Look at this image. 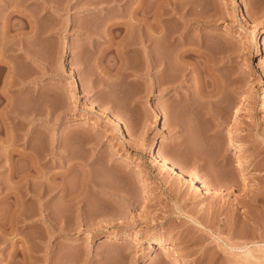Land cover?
Segmentation results:
<instances>
[{"label": "rangeland", "instance_id": "1", "mask_svg": "<svg viewBox=\"0 0 264 264\" xmlns=\"http://www.w3.org/2000/svg\"><path fill=\"white\" fill-rule=\"evenodd\" d=\"M140 1L0 4V46L27 16L1 55L0 264H264V0ZM135 6L162 70L124 44Z\"/></svg>", "mask_w": 264, "mask_h": 264}, {"label": "bare ground", "instance_id": "2", "mask_svg": "<svg viewBox=\"0 0 264 264\" xmlns=\"http://www.w3.org/2000/svg\"><path fill=\"white\" fill-rule=\"evenodd\" d=\"M6 2H4V1H0V4H2V5H4L5 7H7V0H5ZM45 1V0H44ZM55 1V0H54ZM95 1V0H94ZM97 1V0H96ZM137 1H139V0H137ZM35 2L36 3H39L40 2V0H35ZM53 2V1H52ZM140 2H142V0L140 1ZM57 3V2H56ZM135 3V2H134ZM133 3V4H134ZM253 3H254V1H253ZM256 3V2H255ZM254 3V4H255ZM8 4H9V1H8ZM54 4V3H53ZM127 4V3H126ZM136 4H138V3H136ZM135 5V4H134ZM140 5V4H139ZM137 6V5H136ZM135 6V8L133 9V13H132V11H130V9H125L124 10V13L126 14V15H128L127 17H129L128 19H124V21H122V22H120V27L124 30V44L126 45L127 44V46L128 45H134V47L133 48H135V49H137V50H141V49H143L144 50V55H145V57H144V59H145V63H147L146 64V66L147 65H151V66H155L156 67V65H159L158 67L161 69V67H162V64H163V62L161 61V58L160 57H157V55L155 56L154 54H155V52L156 51H158V48H157V50L154 52V54H153V42H155V45H156V47H157V45H158V43L156 44V42L160 39L161 40V38H160V36H158L159 37V39H157V41H155L156 40V32H151L152 30L154 31V29L156 30L157 28L158 29H160V25L162 24H160L157 20L158 19H156L155 17H156V14L154 15V16H152V18H143V19H141V17L139 18V17H136L135 16V13H139V11H138V9H139V7H136ZM14 7V6H13ZM12 7V8H13ZM124 7V6H123ZM41 8V7H40ZM129 8V7H128ZM159 8V7H158ZM8 9V8H7ZM11 9V8H10ZM9 9V10H10ZM124 9V8H123ZM160 9V8H159ZM129 10V11H128ZM139 10H141V8L139 9ZM161 10V9H160ZM7 11V10H6ZM41 11V10H40ZM8 12V11H7ZM157 12H158V10H157ZM169 12V11H168ZM15 14L16 13V15H19L20 17H23V16H25V17H27L26 16V13L24 14V11L23 10H21V9H16L15 10V8H14V11H10V12H8L7 14V17L3 20L4 21V23H3V26L2 27H4L5 28V34H6V37L5 38H7V40H5V42L3 43V46H0V72L3 70V69H5V68H10L9 67V64H8V61L6 60L5 61V58H4V60H3V58L1 57V55H2V53H4L6 50H9L10 48L12 49L13 48V43L11 42V40H12V38H11V34H9V31H10V25H9V22H8V18H9V16L11 15L12 16V14ZM38 13H39V11H38ZM154 13H156V11L154 12ZM167 13V12H166ZM13 14V15H14ZM152 14V13H151ZM159 14V13H158ZM158 14H157V16H158ZM34 15V14H33ZM32 15V16H33ZM125 15V16H126ZM182 15V14H181ZM31 16V17H32ZM35 16V15H34ZM37 17H36V21H37V19H38V22H39V17H41V16H38V15H36ZM149 16V15H148ZM181 17V16H180ZM179 17V18H180ZM30 18V17H29ZM31 20V19H30ZM33 20V19H32ZM2 21V22H3ZM160 21H161V19H160ZM35 22V21H34ZM36 24H37V22H35ZM34 23V24H35ZM117 23V22H116ZM119 23V22H118ZM36 24H35V26H36ZM41 24V23H40ZM160 24V25H159ZM163 25H164V23H163ZM34 26V25H33ZM38 26H40V25H38ZM163 27V26H162ZM32 28V27H31ZM38 29V28H37ZM162 29H164V28H162ZM30 30V29H29ZM32 30V29H31ZM33 30H34V28H33ZM38 31V30H37ZM162 31V30H161ZM27 32V31H26ZM158 32V31H157ZM166 32V31H165ZM183 32V31H182ZM24 33H25V31L23 30V28H20V29H18V32H17V34H18V36H19V40H20V38L22 39V41L24 40L22 37L23 36H25L24 35ZM34 33H35V30H34ZM33 34V33H32ZM158 34H159V32H158ZM161 34V33H160ZM163 34H164V32H163ZM166 34V33H165ZM164 34V35H165ZM168 34H169V36H168ZM167 34V36H166V39H165V41L166 40H169L170 38H167V37H170V33H168ZM162 35V34H161ZM182 34H180V38L178 39V42L180 43V44H182V42H181V40L183 39L182 38V36H181ZM120 39H122V37L120 38ZM171 40V39H170ZM122 41V40H121ZM172 41V40H171ZM177 41V40H176ZM119 42H120V40H119ZM163 42H164V39H163ZM169 42V41H168ZM175 42V41H174ZM19 43H20V41H19ZM121 43V42H120ZM123 43V42H122ZM164 43H166V42H164ZM24 44V43H23ZM161 44V43H160ZM21 45V44H20ZM124 45V46H125ZM165 45H167V43L165 44ZM176 45H177V43H176ZM22 46V45H21ZM159 46V45H158ZM168 46V45H167ZM174 46H175V44H174ZM178 46H179V44H178ZM23 47V46H22ZM173 47V46H172ZM20 48V47H19ZM119 48V47H118ZM170 48V47H169ZM168 48V49H169ZM124 49V48H123ZM159 49H160V46H159ZM162 49H163V47H162ZM161 49V50H162ZM167 49V48H166ZM171 49V48H170ZM180 50V49H179ZM183 50V49H182ZM184 50H185V47H184ZM183 50V55L185 54L184 52H186V50L184 51ZM192 50V49H191ZM135 51V50H134ZM163 51H165L164 49H163ZM193 51V50H192ZM190 52V51H189ZM156 53H158V52H156ZM179 53H182V52H179ZM143 54V53H142ZM160 55H158V56H161L162 57V55H161V52L159 53ZM162 54H163V52H162ZM186 54H188L187 52H186ZM185 54V55H186ZM165 55V54H164ZM177 55H178V53H177ZM182 55V54H181ZM181 55H180V57H181ZM189 55V54H188ZM3 56H5V55H3ZM179 56V55H178ZM163 58V57H162ZM179 58V57H178ZM182 59V58H181ZM162 60H166V58H163ZM165 62H168L167 60L166 61H164V63ZM162 63V64H161ZM169 63V62H168ZM164 66V69H166L165 67H167L168 65L167 64H164L163 65ZM171 66V65H170ZM148 67V66H147ZM162 70V69H161ZM164 71V70H163ZM1 75V74H0ZM10 76V75H9ZM9 76H7V75H5V77L3 78V81H5V83L3 82V84H5L6 85V83H7V85H8V82H12V81H9ZM73 77V76H72ZM75 77H73V79H74ZM12 79V78H11ZM76 79H78V78H76ZM9 83V84H10ZM81 83H79V80H76V82L75 83H70L69 85H68V88H70V89H75V90H79V88H80V85ZM9 86V85H8ZM6 87V86H5ZM7 88V87H6ZM5 88V89H6ZM3 91H4V89H3ZM90 105H89V110L90 111H92V112H97V108L94 106V104H92V103H89ZM240 107H238V109H235V111H234V115L232 116V117H236V116H239L238 114H239V109ZM233 119H235V118H233ZM75 121H78L77 119H75ZM234 128V126H233V124H230V129H233ZM238 151H239V153H240V150L238 149ZM11 156V155H10ZM157 157H158V160H160L161 162H162V164L164 165V166H166V167H169V168H173L174 170H178V171H180V172H182L184 175H187V176H189V177H191V179H193L192 178V173H190V171H188L187 169L185 170V168H182L181 166H179L178 164H176L175 162H172L171 160H169V158H165V157H160V156H158V155H156ZM11 168V167H10ZM10 171L12 172L13 170H11L10 169ZM14 173V172H13ZM12 175V174H11ZM19 175V174H18ZM17 175V176H18ZM21 175V174H20ZM14 176V175H13ZM25 176V175H24ZM15 177H16V175H15ZM19 177V176H18ZM24 178V177H23ZM21 179H22V176H21ZM25 179V178H24ZM19 180H20V178H19ZM29 180V179H28ZM17 182V181H16ZM21 182H23V179L20 181V183ZM24 182L25 183H27V181L26 180H24ZM32 183V182H31ZM202 184H201V188H204V190H205V192H206V194H208V193H211L212 192V190H211V188H210V186H214L215 184H213V182H210V181H207L206 182V184L204 183V182H201ZM20 184L18 183V186H19ZM21 185H23V183H21ZM20 185V186H21ZM26 185V184H25ZM36 187V186H35ZM18 189V188H17ZM23 189V188H22ZM27 189H28V187H27ZM28 190H30V189H28ZM13 191V190H12ZM15 191V190H14ZM18 191V190H17ZM21 191V190H20ZM24 191V190H23ZM22 191V192H23ZM26 192H27V190H25ZM31 191H33V190H30V192ZM11 192V191H10ZM16 192V191H15ZM14 192V193H15ZM29 191H28V193H30ZM12 193V192H11ZM13 193V194H14ZM25 193V192H24ZM27 193V194H28ZM37 193H38V191H37ZM16 196H18V194L16 193L15 194ZM19 195H20V193H19ZM32 195V194H31ZM27 196V195H26ZM29 196V195H28ZM39 196V195H38ZM38 196H37V198H38ZM23 197V196H19V199H21V198ZM36 199V198H35ZM22 200H24L23 198H22ZM21 200V201H22ZM15 201H18L17 199L15 200ZM21 205V204H20ZM11 225V224H10ZM14 225V224H13ZM14 227V226H13ZM16 227V229L17 228H19V227H17V226H15ZM15 227L12 229V227L10 226V229H8L9 231H12V230H14L15 229ZM21 228V227H20ZM0 229H2V228H0ZM4 229V228H3ZM15 229V230H16ZM5 231V230H4ZM7 231V230H6ZM5 231V232H6ZM17 232L19 231V229H17L16 230ZM20 232H21V230H20ZM0 233H1V230H0ZM2 233H4V232H2ZM10 234H11V232H10ZM12 234H14L13 233V231H12ZM113 237H115V236H113ZM128 238H133L134 239V242H136L138 245H142L143 244V241H142V239L139 237V235L137 234V232H134V231H132V232H130V234H128V236H127ZM112 239V237H106V240H111ZM105 240V241H106ZM159 243V242H158ZM28 247V246H27ZM30 248V247H29ZM146 248H147V251H152V250H154L155 248L156 249H159V250H162L163 249V246H162V244H159V246H157V247H155L154 246V243L153 242H151V241H147L146 242ZM26 251H27V249H26ZM30 251V250H29ZM32 251V250H31ZM23 253H24V251H23ZM30 254V253H29ZM25 255V254H24ZM31 257V256H30Z\"/></svg>", "mask_w": 264, "mask_h": 264}]
</instances>
